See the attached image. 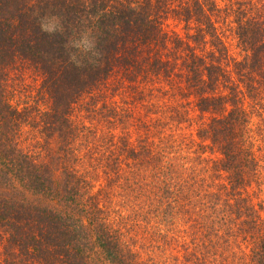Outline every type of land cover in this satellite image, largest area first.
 <instances>
[{
  "label": "trees",
  "instance_id": "trees-1",
  "mask_svg": "<svg viewBox=\"0 0 264 264\" xmlns=\"http://www.w3.org/2000/svg\"><path fill=\"white\" fill-rule=\"evenodd\" d=\"M225 1L0 0V264H264V0Z\"/></svg>",
  "mask_w": 264,
  "mask_h": 264
},
{
  "label": "rangeland",
  "instance_id": "rangeland-1",
  "mask_svg": "<svg viewBox=\"0 0 264 264\" xmlns=\"http://www.w3.org/2000/svg\"><path fill=\"white\" fill-rule=\"evenodd\" d=\"M225 0H220V4L221 5H223V4H225ZM171 27H172V29H174L175 31H179V25L177 24V23H174V24H171ZM228 44L230 45V49H231V52L234 54V55H238L239 53H238V50L235 48L236 46H235V41L231 38V37H229V39H228ZM157 99H160V96H158L157 97ZM118 101H119V99H118ZM154 103H150L149 101H146L147 102V104L149 105V104H152V106H151V108L152 109H150L151 111H155V112H157L158 114L160 113V112H163V114L164 115H166V116H170L171 114H172V112H174V110L175 109H173V105H175V104H177V101H174V100H172L171 102H172V104H170V103H168V100L166 101L167 103H168V105L170 106V107H168V106H164L162 109H155V107L154 106H156L157 105V101H155L154 99L152 100ZM178 111H181V109H178ZM139 113H140V115L142 116V117H144L143 119H145V121H146V109H141V110H139ZM191 116H192V123H191V125H189V122L187 123V122H185V123H180V125L179 126H175L176 124H175V122H172V121H168L167 122V125L168 126H166V128H169L170 129V131L171 132H173V134L175 135L174 137H178L179 139H182V137L183 138H185L186 139V137H187V139L186 140H188L189 139V137H190V134H194V130H195V128H196V126H197V124L200 122L199 121V118L200 117H198V116H196V114H191ZM205 117V116H204ZM206 119V117L205 118H203V120H205ZM256 122V121H255ZM167 131H169V130H167ZM192 145V144H191ZM196 148V147H195ZM194 149V148H193ZM182 151H185V149H183L182 148ZM183 153H185V152H183ZM261 155V154H260ZM192 156V155H191ZM204 157H207V158H209V157H211L210 155H209V153H208V150H206V153L204 154ZM263 164H264V157H263ZM256 194L258 195V196H260L257 192H256ZM262 216H263V219H264V204H263V206H262Z\"/></svg>",
  "mask_w": 264,
  "mask_h": 264
}]
</instances>
